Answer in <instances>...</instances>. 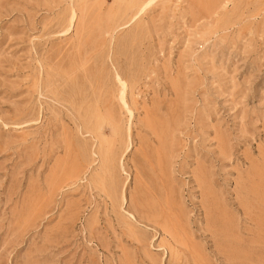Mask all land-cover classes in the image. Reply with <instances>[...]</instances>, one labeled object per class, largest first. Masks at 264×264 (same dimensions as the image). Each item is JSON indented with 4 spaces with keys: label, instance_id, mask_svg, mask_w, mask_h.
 <instances>
[{
    "label": "rangeland",
    "instance_id": "1",
    "mask_svg": "<svg viewBox=\"0 0 264 264\" xmlns=\"http://www.w3.org/2000/svg\"><path fill=\"white\" fill-rule=\"evenodd\" d=\"M149 1L0 0V264H264V0Z\"/></svg>",
    "mask_w": 264,
    "mask_h": 264
},
{
    "label": "bare ground",
    "instance_id": "2",
    "mask_svg": "<svg viewBox=\"0 0 264 264\" xmlns=\"http://www.w3.org/2000/svg\"><path fill=\"white\" fill-rule=\"evenodd\" d=\"M154 0H150L149 2H148V5L150 4V3H152ZM145 6H147V4L145 5ZM141 12V11H140ZM74 14V13H73ZM70 22L72 23L73 22V16H72V18H71V20H70ZM70 27H71V25H70ZM70 27H69V29H70ZM118 81L117 82H119V79H117ZM121 82V81H120ZM120 87L122 86V90H121V98L119 99V100H121L122 102H123V104H124V106L125 107H127L126 106V104H125V101H124V97L126 98V96H124V95H126L125 93V84H123V83H121V85H119ZM126 89H128V88H126ZM117 94V93H116ZM118 100V101H119ZM124 107V108H125ZM119 110V109H118ZM106 111V110H105ZM128 112V111H127ZM129 114L131 113V114H133L131 111L130 112H128ZM130 116H132V115H130ZM110 117V116H109ZM150 127V126H149ZM151 127H152V125H151ZM149 129V128H148ZM153 132V131H152ZM151 132V133H152ZM157 139H158V137H157ZM247 191V190H246ZM254 191V190H253ZM252 191V192H253ZM209 192V191H208ZM255 192V191H254ZM253 192V193H254ZM208 194V193H207ZM149 195V194H148ZM246 195V194H245ZM212 196V195H211ZM210 198H212V197H210ZM249 198V197H248ZM214 199V198H213ZM217 201V200H216ZM245 201V200H244ZM247 201V200H246ZM249 202V201H248ZM218 203V202H217ZM247 203V202H246ZM213 204V203H212ZM242 204V203H241ZM251 204V203H250ZM157 206V205H156ZM206 206V205H205ZM224 206V205H223ZM252 206V205H251ZM253 206H254V203H253ZM155 207V206H154ZM171 207H169L168 205L166 206V209L165 208H163V207H160L159 208V211L162 213V215L165 217V218H169V217H171V209H170ZM216 208V207H215ZM217 209H218V207H217ZM210 210H212V209H210ZM242 210H243V208H242ZM248 210V209H247ZM153 211V210H152ZM155 211V210H154ZM219 211V210H218ZM246 211V210H245ZM207 212V211H206ZM216 212V211H215ZM210 213V212H209ZM206 214V213H205ZM248 215V214H247ZM222 216V215H221ZM250 216V215H249ZM260 216V215H259ZM211 217V216H210ZM213 217V216H212ZM251 217V216H250ZM256 217L257 216H255V219H256ZM261 217V216H260ZM150 218V217H149ZM224 218H225V215H224ZM152 219V218H151ZM154 219V218H153ZM170 219V218H169ZM260 219V218H259ZM218 220H219V218H218ZM226 220V219H225ZM152 221V220H151ZM154 221V220H153ZM157 221V220H156ZM172 221V220H171ZM228 221V220H227ZM231 221V220H230ZM155 222V221H154ZM166 222V221H165ZM215 222V221H214ZM220 222V221H219ZM218 222V223H219ZM213 223V222H212ZM174 224V223H173ZM224 224V223H223ZM263 224H264V222H263ZM172 225V224H171ZM170 225V226H171ZM176 225V224H175ZM227 225H229V224H227ZM177 226V225H176ZM209 226V225H208ZM226 226V225H225ZM230 226V225H229ZM258 226V225H257ZM178 227V226H177ZM166 228V227H165ZM233 228V227H232ZM178 229V228H177ZM177 229H175V230H177ZM173 230V229H172ZM174 230V231H175ZM179 230V229H178ZM226 227H220V229L219 228H217L216 230H215V235H216V240H214L213 238V236H212V239L215 241V242H217V241H219L220 242V245H223V246H225V247H229V248H232V246L234 245V244H236L237 242L236 241H231L229 238L227 239V234H226ZM209 231V230H208ZM231 231V230H230ZM261 231V230H260ZM262 232V231H261ZM213 233V232H212ZM229 234V233H228ZM231 234V233H230ZM173 236V235H172ZM177 236V235H176ZM232 236V235H231ZM258 236V235H257ZM261 236V235H260ZM222 237H226V239L224 240V239H221L220 240V238H222ZM257 238V237H256ZM175 239V238H174ZM254 239V238H253ZM234 240H236V239H234ZM255 240V239H254ZM174 241V240H173ZM242 241V240H241ZM248 241V240H247ZM175 242V241H174ZM182 242V241H181ZM239 242V241H238ZM243 242V241H242ZM263 242V241H262ZM239 244H240V242H239ZM238 244V245H239ZM242 244V243H241ZM252 244H254V243H252ZM259 244V243H258ZM178 245V244H177ZM214 245V244H213ZM260 245V244H259ZM256 246V245H255ZM218 247V246H217ZM187 248V247H186ZM185 248V249H186ZM251 248V247H250ZM237 249V248H236ZM217 250V249H216ZM220 250V249H219ZM228 250V249H227ZM230 250V249H229ZM224 251H226L225 249H224ZM239 251H240V249H239ZM238 251V252H239ZM253 251V250H252ZM229 252V251H228ZM237 252V251H236ZM235 253V252H234ZM231 255V254H230ZM237 255H240L239 253H237ZM224 256V255H223ZM234 256V255H233ZM247 256V255H246ZM251 256V255H250ZM148 257V256H147ZM225 257V256H224ZM228 257V256H227ZM242 257V255L240 256V258ZM176 258H178L179 259V257L177 256ZM234 258V257H233ZM244 258H245V256H244ZM247 258H248V256H247ZM246 258V259H247ZM250 259V258H249ZM256 259H258V258H256ZM174 260H176V259H174ZM182 260H183V258H182ZM181 260V261H182ZM243 260V259H242ZM251 260V259H250ZM186 261V260H185ZM225 261H227V259L225 260ZM232 262V261H231ZM238 262V261H237ZM236 262V263H237ZM182 263V262H181ZM187 263V262H186ZM239 263V262H238ZM177 264V263H176ZM180 264V263H179Z\"/></svg>",
    "mask_w": 264,
    "mask_h": 264
}]
</instances>
